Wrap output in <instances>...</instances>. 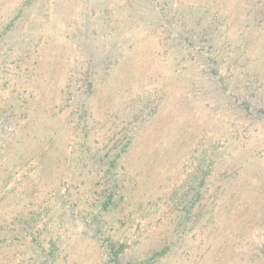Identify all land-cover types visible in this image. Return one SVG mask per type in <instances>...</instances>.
Here are the masks:
<instances>
[{
    "label": "rangeland",
    "instance_id": "1",
    "mask_svg": "<svg viewBox=\"0 0 264 264\" xmlns=\"http://www.w3.org/2000/svg\"><path fill=\"white\" fill-rule=\"evenodd\" d=\"M0 264H264V0H0Z\"/></svg>",
    "mask_w": 264,
    "mask_h": 264
},
{
    "label": "trees",
    "instance_id": "2",
    "mask_svg": "<svg viewBox=\"0 0 264 264\" xmlns=\"http://www.w3.org/2000/svg\"><path fill=\"white\" fill-rule=\"evenodd\" d=\"M123 247H120L119 249H114L113 247H111L110 250V256H111V261H117L118 259V255L122 252ZM161 253H155L153 255V257H157L159 256Z\"/></svg>",
    "mask_w": 264,
    "mask_h": 264
}]
</instances>
